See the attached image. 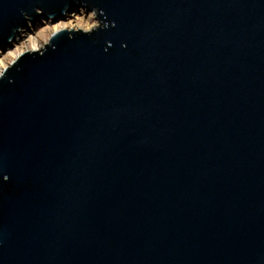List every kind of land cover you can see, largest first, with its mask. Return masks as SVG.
<instances>
[{
	"label": "water",
	"instance_id": "obj_1",
	"mask_svg": "<svg viewBox=\"0 0 264 264\" xmlns=\"http://www.w3.org/2000/svg\"><path fill=\"white\" fill-rule=\"evenodd\" d=\"M0 264H264V0H0Z\"/></svg>",
	"mask_w": 264,
	"mask_h": 264
},
{
	"label": "rangeland",
	"instance_id": "obj_2",
	"mask_svg": "<svg viewBox=\"0 0 264 264\" xmlns=\"http://www.w3.org/2000/svg\"><path fill=\"white\" fill-rule=\"evenodd\" d=\"M99 25L94 13L85 14L83 10L70 13L58 21L39 19L20 33L17 41L8 47H0V75L25 51L41 50L52 35L63 29H76L82 31L93 30Z\"/></svg>",
	"mask_w": 264,
	"mask_h": 264
}]
</instances>
